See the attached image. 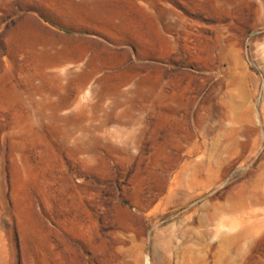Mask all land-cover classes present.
I'll return each mask as SVG.
<instances>
[{
    "label": "rangeland",
    "instance_id": "rangeland-1",
    "mask_svg": "<svg viewBox=\"0 0 264 264\" xmlns=\"http://www.w3.org/2000/svg\"><path fill=\"white\" fill-rule=\"evenodd\" d=\"M12 1L0 0V264H264V201L228 210L244 189L264 193V0H157L174 10L166 113L132 131L77 113L68 82L7 41Z\"/></svg>",
    "mask_w": 264,
    "mask_h": 264
},
{
    "label": "crops",
    "instance_id": "crops-1",
    "mask_svg": "<svg viewBox=\"0 0 264 264\" xmlns=\"http://www.w3.org/2000/svg\"><path fill=\"white\" fill-rule=\"evenodd\" d=\"M7 41L32 53L41 73L67 81L71 108L110 130L163 116L175 57L174 10L157 0H18L7 3ZM144 94V95H143ZM153 100L142 106L140 100ZM170 149L172 139L156 137ZM161 152L155 154H171ZM194 152L190 154H208Z\"/></svg>",
    "mask_w": 264,
    "mask_h": 264
},
{
    "label": "bare ground",
    "instance_id": "bare-ground-1",
    "mask_svg": "<svg viewBox=\"0 0 264 264\" xmlns=\"http://www.w3.org/2000/svg\"><path fill=\"white\" fill-rule=\"evenodd\" d=\"M263 201L264 193L257 191L256 189H244L243 192L234 199V201L229 206L228 210L240 212L252 204H260Z\"/></svg>",
    "mask_w": 264,
    "mask_h": 264
}]
</instances>
